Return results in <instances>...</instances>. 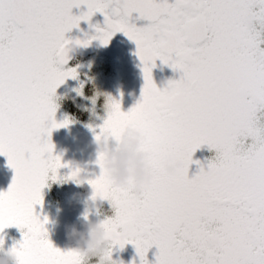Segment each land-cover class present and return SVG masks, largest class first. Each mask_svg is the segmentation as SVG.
<instances>
[{
	"label": "snow or ice",
	"instance_id": "1",
	"mask_svg": "<svg viewBox=\"0 0 264 264\" xmlns=\"http://www.w3.org/2000/svg\"><path fill=\"white\" fill-rule=\"evenodd\" d=\"M82 6L88 11L73 15ZM96 13L106 28L97 25L92 39L107 46L122 32L132 40L145 86L128 112L110 98L95 138L109 135L119 144L135 128L154 175L137 199L134 188L111 183L98 155L101 174L87 182L92 198L115 212L103 225L111 240L106 264H117L113 249L128 244L140 264H151L153 247L156 264H264V0H0V155L15 171L0 193V234L11 227L23 233L10 249L18 264H84L78 251L53 245L36 206L48 181L59 182V170L69 167L51 140L71 123L55 119L56 90L78 78L76 69L61 67L72 43L66 33ZM134 14L148 23L138 27ZM158 60L182 73L163 89L152 74ZM204 146L216 152L207 170L193 160ZM170 157L184 161L176 175L165 170ZM193 163L200 171L190 178ZM79 175L77 169L63 179ZM212 241L217 246L209 249Z\"/></svg>",
	"mask_w": 264,
	"mask_h": 264
},
{
	"label": "flooded vegetation",
	"instance_id": "2",
	"mask_svg": "<svg viewBox=\"0 0 264 264\" xmlns=\"http://www.w3.org/2000/svg\"><path fill=\"white\" fill-rule=\"evenodd\" d=\"M87 11L86 6L74 8L73 15L80 16ZM133 22L138 27H143L148 23L140 19H134ZM97 25L101 29L106 28L105 16L101 13H96L90 22L81 21L79 27L66 33L67 40L71 41L72 38L84 42L91 40V44L87 47L77 44L68 49V63L61 67L65 71L76 69L78 78L67 79L56 90L55 102L58 104V110L55 119L58 123H63L65 121L63 117L66 118L74 113H79L84 118L89 115H97L96 113L103 111L107 101L109 105L110 98L119 101L124 112L130 111L142 99L145 86L144 66L137 55V45L124 33L118 32L112 37L110 43L104 46L99 39H92L100 35L96 30ZM152 74L157 86H161V81L179 80L182 76L181 72H174L171 67L159 60L156 62ZM163 88L161 87V89ZM89 98H95V105ZM84 118L81 123H86L87 120ZM100 128H95L97 134H99ZM51 140L55 146L54 152L58 149L63 151L57 155H61L65 160H79L84 166L98 160V154L94 149L96 139H94L93 129L76 131L69 125L53 131ZM73 141H78V145L72 146L70 143ZM80 150L83 152L77 155L76 153H79ZM201 155L200 149L197 150L193 160L201 161L200 164L204 165L207 170L204 156L202 153ZM200 164L193 163L191 165L189 176L200 171ZM14 177V169L9 167L7 158L0 155V193L6 192L10 188ZM44 189L43 195H45ZM42 206H36L37 214L40 213Z\"/></svg>",
	"mask_w": 264,
	"mask_h": 264
},
{
	"label": "clouds",
	"instance_id": "3",
	"mask_svg": "<svg viewBox=\"0 0 264 264\" xmlns=\"http://www.w3.org/2000/svg\"><path fill=\"white\" fill-rule=\"evenodd\" d=\"M168 84L169 81H161V86L158 87L165 88ZM89 99L95 105V98ZM144 144L143 134L132 127L125 131L122 142L119 144L109 135H105L99 141L96 140V152L105 157L104 167L111 183L117 188H134L133 195L137 199L142 198L145 188L154 179L152 156L143 151ZM183 167L182 159L170 157L165 170L169 175H176ZM74 182L77 186H83L87 182V177L79 175ZM101 204V199H93L84 203L89 215L85 217L83 230L74 224H69L66 227L68 238L75 245V250L83 256L84 264H93V262L106 264L105 256L111 249V240L103 226L108 218L96 222L90 218L92 214L97 216L103 214ZM216 246L215 241L207 245L209 249H214ZM10 249L6 246L3 238V244L0 245V264H18V257Z\"/></svg>",
	"mask_w": 264,
	"mask_h": 264
},
{
	"label": "rangeland",
	"instance_id": "4",
	"mask_svg": "<svg viewBox=\"0 0 264 264\" xmlns=\"http://www.w3.org/2000/svg\"><path fill=\"white\" fill-rule=\"evenodd\" d=\"M108 101L105 103V108L102 112L96 113L97 115H89L84 119L87 120L86 123H81L82 120L78 118L79 113L73 114L71 116H67L64 119H69L71 121L70 127L73 130L80 131L82 129H95L97 127H102L104 121L107 119L108 114ZM84 116H82L83 118ZM89 132V131H88ZM97 132L94 131V139H96ZM78 141H73L72 146L78 145ZM59 148V147H58ZM57 149V148H56ZM95 153L96 146H95ZM59 152H63L61 150L55 151L53 154L55 156ZM80 150L77 155L82 153ZM203 154V158L205 159V164H208V161L213 160L216 156V152L214 150H210L207 146H204L200 149V156ZM75 154V153H73ZM62 162L69 167H64L59 170V175L62 178L59 182H53L52 180L48 181V187L44 189V193L47 190L48 195H43V206L39 213L41 220L46 217L48 219V223L45 225L48 231V238L53 243V245L60 249L61 251L67 252L71 250H75V245L68 238L66 227L69 224H74L83 230V225L85 223V217L89 215L88 210L84 207V203L90 202L93 200V189L90 184L86 182L83 186H77L74 180H64V177H68L71 175L72 171L79 169L80 175L86 176L87 181L91 179H95L101 174V169L95 163L87 164L86 166L79 160L74 161L72 159L65 160L63 157ZM201 162V161H199ZM199 172H195L194 174H190V178H194ZM53 185V194L50 193V186ZM112 210V213L110 210ZM101 212L103 213L100 216L95 214L90 215V218L96 222L98 220H103L106 217H113L115 212L111 207V204L108 201L102 200L101 204ZM26 231V230H25ZM6 242V246L8 248H12L23 240V233L19 228L11 227L6 229L3 234H1ZM158 249L153 247L147 254V259L151 262V264H156V255L158 253ZM112 259L119 262H123V264H140V258L137 254V250L133 244H128L125 246L123 250L117 246L113 249ZM95 264V262H93Z\"/></svg>",
	"mask_w": 264,
	"mask_h": 264
},
{
	"label": "water",
	"instance_id": "5",
	"mask_svg": "<svg viewBox=\"0 0 264 264\" xmlns=\"http://www.w3.org/2000/svg\"><path fill=\"white\" fill-rule=\"evenodd\" d=\"M134 19H139V14H134ZM79 40L77 38H72V43L68 45V49L75 47L77 45L76 41ZM80 41V40H79Z\"/></svg>",
	"mask_w": 264,
	"mask_h": 264
},
{
	"label": "trees",
	"instance_id": "6",
	"mask_svg": "<svg viewBox=\"0 0 264 264\" xmlns=\"http://www.w3.org/2000/svg\"><path fill=\"white\" fill-rule=\"evenodd\" d=\"M82 116H83V115H78V118L82 120V119L84 118V117L82 118ZM52 186H53V185L50 186V190H49L51 194H53V192H54V191H53V188H54V187H52ZM45 194L48 195L47 190L45 191ZM108 210H110L111 213H112V210H111L110 208H108ZM5 230H6V229H5Z\"/></svg>",
	"mask_w": 264,
	"mask_h": 264
}]
</instances>
